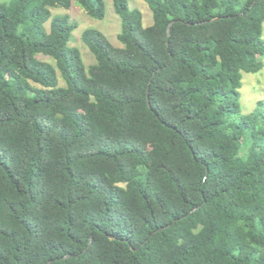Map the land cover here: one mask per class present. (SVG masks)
<instances>
[{
	"label": "trees",
	"instance_id": "1",
	"mask_svg": "<svg viewBox=\"0 0 264 264\" xmlns=\"http://www.w3.org/2000/svg\"><path fill=\"white\" fill-rule=\"evenodd\" d=\"M144 1L0 0V264H264V0Z\"/></svg>",
	"mask_w": 264,
	"mask_h": 264
},
{
	"label": "rangeland",
	"instance_id": "2",
	"mask_svg": "<svg viewBox=\"0 0 264 264\" xmlns=\"http://www.w3.org/2000/svg\"><path fill=\"white\" fill-rule=\"evenodd\" d=\"M106 7L105 17L100 20L90 17L84 9L73 4L70 8L54 7L52 13H68L71 18L78 22V27L73 33L72 44L77 46L81 51L86 65L94 63L95 58L89 48L81 40V33L86 28H96L103 32L110 42L116 46H121L118 40L120 31V17L116 14L112 0H104ZM130 8H138L143 13V23L145 26L152 24L153 14L144 0H128ZM264 35V23H263ZM264 64V57H263ZM61 83L63 80L61 79ZM258 100H264V66L257 72H243L242 86L239 88V101L241 103V112L243 114L250 113L256 109Z\"/></svg>",
	"mask_w": 264,
	"mask_h": 264
},
{
	"label": "water",
	"instance_id": "3",
	"mask_svg": "<svg viewBox=\"0 0 264 264\" xmlns=\"http://www.w3.org/2000/svg\"><path fill=\"white\" fill-rule=\"evenodd\" d=\"M171 24H172V22L168 25V27H167V32H168V34L170 33V30H171ZM149 97V96H148ZM72 256V254H68V255H66L65 256V258H69V257H71ZM47 264H51V261H49Z\"/></svg>",
	"mask_w": 264,
	"mask_h": 264
}]
</instances>
